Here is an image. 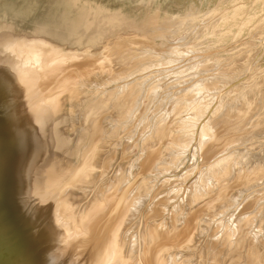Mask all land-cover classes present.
I'll return each instance as SVG.
<instances>
[{
	"label": "rangeland",
	"instance_id": "rangeland-1",
	"mask_svg": "<svg viewBox=\"0 0 264 264\" xmlns=\"http://www.w3.org/2000/svg\"><path fill=\"white\" fill-rule=\"evenodd\" d=\"M117 22L125 25L120 29ZM59 24L65 28L76 24L80 36L76 40L72 35L62 41L38 39L41 34L52 33ZM113 24L110 30L120 29L121 41L127 44L119 43L114 32L106 41H97ZM74 40L79 46L74 45ZM147 50L164 55L159 56L162 61L156 65V73L152 67L156 60L151 61ZM138 59H144L139 67ZM119 62L124 64L118 69ZM0 66L6 71L0 68V90L4 95L8 90L22 91L19 96L34 97L36 107L44 112L57 105L70 111L74 125L69 129H75L72 143L80 133L83 112H87L92 135L85 143V154L98 164L95 180L102 177L101 184L108 187L124 175L136 174L141 183L130 223L138 225L155 205L148 224L168 233L167 239L171 238L175 246L172 252L186 264H203L207 242L225 237L223 231L213 232L214 223L231 217L258 191L261 196L253 205L255 209H250L253 217L241 220V227L244 233L251 234L264 224V0H0ZM118 76L121 80L117 82ZM129 79L136 83L132 90L116 85ZM153 83L156 87L152 100L156 101L151 102L148 110L138 109L144 91ZM114 89L118 91L116 95L103 97L106 91ZM134 96L138 105L131 108ZM64 100L68 102L66 106ZM123 102L124 108L117 110L116 103ZM156 105L165 109L179 106L180 110L159 111L154 109ZM206 108L213 112L208 118L207 134L216 129L221 119V123L232 124L223 130L218 145L211 150L223 151L224 158H231L225 169L213 176V192L205 194L204 188L198 187L183 196L176 223L168 214V205L176 194L169 192L166 197L164 191L169 185L162 186L165 176L158 175V169L176 166L175 172L182 171V179L190 178L185 171L200 161L191 134L199 126L198 115ZM166 114H174L170 139L173 143L165 145L158 141L152 151L141 156L149 146L145 142L149 127ZM145 116L146 126L140 130V120ZM130 123L134 125L126 130L125 125ZM71 139L68 136L58 143L65 146ZM129 139L133 143L127 148ZM238 157L241 162L250 159L240 166L241 162L235 164ZM212 164L202 167L204 186ZM219 181L225 183L229 192L230 203L225 208L215 192ZM151 189L157 192L154 200L148 197ZM214 215L219 217L215 221ZM235 238H229L223 243L225 246H215L221 252L218 264H247L246 249H231L230 241ZM261 259L264 264V253Z\"/></svg>",
	"mask_w": 264,
	"mask_h": 264
},
{
	"label": "bare ground",
	"instance_id": "bare-ground-1",
	"mask_svg": "<svg viewBox=\"0 0 264 264\" xmlns=\"http://www.w3.org/2000/svg\"><path fill=\"white\" fill-rule=\"evenodd\" d=\"M115 24L120 29L125 25L122 22ZM115 24L109 26L103 37L97 41H106L114 32L119 43L127 44L121 41L122 35L118 32L120 29L113 32L110 30ZM58 28H61L60 31ZM52 30L53 32L47 36L41 34L38 39L46 41V38H51L54 41H62L63 39L67 40L71 35L75 40L80 36L76 24L66 28L63 24H59ZM75 40L74 45H77ZM152 44L154 43L152 42ZM124 49V57H126L128 47ZM137 49L133 52L135 53ZM179 49H183V47ZM147 53H149L148 56L152 62L156 60L152 67L155 68V73L158 72L157 66L159 65L157 64L162 61L159 56L164 57V55L154 54L151 50ZM166 58L169 60L170 55ZM131 60L134 62V59ZM125 61L124 63L128 65L129 63ZM142 61L144 59H138L136 66L139 67ZM124 63L119 62L116 66L119 69L121 64L123 67ZM126 65L124 66L126 67ZM2 66H0L1 69ZM3 75L5 74L3 73ZM118 78L117 82L121 80L120 76ZM0 83L2 84V80ZM135 84L129 79L123 81L121 85L118 83L116 85L125 86L126 90H132ZM155 87V83L150 84L144 91L139 103L141 106L138 109L148 110L151 102L156 101L152 100ZM195 91L197 92L198 89ZM20 93L22 91L12 93L8 90L4 95L0 90V264H186L183 259H178L172 252L175 246L171 238L167 239L168 233L159 226L148 224L150 223L149 216L155 205L149 208L144 219L140 218L141 221H138V225L134 222L130 223L131 212L136 205L133 204V201L139 197L137 193L139 183H141V180H137L136 174L124 175L120 181H113L108 187L101 184L102 177L98 181L95 180L98 164L91 160V155L85 154V143L92 135V122L87 112H83V117L79 121L81 129L78 136L81 137L76 136L75 142L72 143L75 129H69L74 125V122L70 120V111L66 108L60 109L61 105H57L58 107L44 112L41 108L36 107L33 102L34 97L19 96ZM117 93L116 89L109 90V93L106 91L103 97ZM62 103L66 106L68 102L64 100ZM85 103H82V106ZM134 104L138 105L136 97L131 103V108ZM70 106L72 107V105ZM115 106L117 110L124 108L125 102L121 105L116 103ZM154 109H159V111H175L177 109L179 111L180 107L165 109L156 105ZM206 113L207 116H205ZM212 113L208 108L203 110L201 115H198L199 126L191 134L196 141L195 145L199 150L200 161L196 163L197 165L195 164L193 169L185 171L190 175V178L182 179L180 175L182 171L175 172L176 166L163 170L162 166H159L158 169L160 170L158 175L165 176L162 186L169 185L168 188L165 187L166 197L170 196L169 192L176 194V197L168 205V214L172 215L171 219L176 223L180 219L181 210L179 211L177 208H180L183 196L198 187H203L205 194L213 192V176L218 174L217 171L226 167L229 158H231V156L224 158L223 151H211L218 145L216 142L223 130L232 126L226 122L221 123V119L216 129L207 134L210 129L208 118ZM173 115L166 114L155 120L152 126V123L150 124V130L145 138V142L149 143V146L142 151L141 156L147 151H152L158 141L165 145L173 143L170 141L173 136L172 128L175 125ZM168 119L169 122H167ZM133 125V123L125 125V129L130 130ZM140 125V130H143L146 126V116L140 120ZM68 136H72V139L67 145L58 143L59 140L63 141ZM83 136H85L84 139ZM154 137H156L155 142H152ZM132 143L133 140L129 139L127 148H130ZM96 145H98V141ZM139 148L138 146V150ZM236 159L235 164L239 165L240 157ZM243 163L244 160L240 166H243ZM210 164H212V167L208 169L210 182L208 180L207 186H204L202 167ZM105 171L106 169L103 170V173ZM197 171L199 173L196 175ZM116 176L114 175V180ZM177 179L179 181L174 182ZM224 184L219 181L215 192L219 195V204H225V208L230 200L228 188ZM259 192H256L257 195L253 200L241 203L242 206L238 207L228 219H218L219 217L214 215L212 220L218 219V221L213 222V232L223 231L225 237H222L223 239L215 237L211 242H207L206 248L203 250L206 252V256L202 255L203 264H218L221 260V252L218 253L219 250L215 246L218 243L225 246L223 243L235 236L236 238L230 241L231 249L235 248L239 251L246 249L247 264H262L264 224H260L251 234L249 232L250 235L244 233L241 227V220L245 221V219L253 217L250 214V209L254 208L253 205L258 200ZM156 195L157 192L151 189L148 197L150 200H154Z\"/></svg>",
	"mask_w": 264,
	"mask_h": 264
},
{
	"label": "crops",
	"instance_id": "crops-1",
	"mask_svg": "<svg viewBox=\"0 0 264 264\" xmlns=\"http://www.w3.org/2000/svg\"><path fill=\"white\" fill-rule=\"evenodd\" d=\"M249 159H250L249 157L245 158V159H244V162H245L246 160H249Z\"/></svg>",
	"mask_w": 264,
	"mask_h": 264
}]
</instances>
